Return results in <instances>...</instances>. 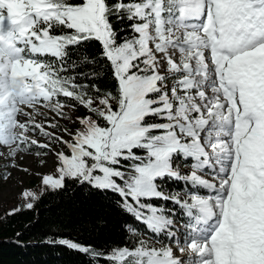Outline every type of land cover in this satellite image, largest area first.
Segmentation results:
<instances>
[{"label":"trees","instance_id":"16d2710c","mask_svg":"<svg viewBox=\"0 0 264 264\" xmlns=\"http://www.w3.org/2000/svg\"><path fill=\"white\" fill-rule=\"evenodd\" d=\"M101 1L112 46L129 60L121 74L122 61L116 64L109 58L93 28L86 22L63 23L67 13L77 17L85 12L86 0H42L40 12L29 0H22L27 33H16L12 42L19 61L35 67L34 77L27 80L40 93L31 96L68 107L86 119L81 141H75V149L64 151L63 157L79 163L75 170L86 167L90 176L101 175L104 168L113 171L115 187H96L82 175L67 174L60 187L46 188L31 207L25 206L24 197L13 201L19 204L14 212L10 204L1 205L0 264H161L155 261L161 249H142V238L161 248L171 244L174 225L190 228L198 214V206L179 200L180 195L207 194L192 182L190 173L184 179L165 171L152 178L144 174L149 169L192 164L190 156L173 153L170 147L180 135L188 136L194 114L181 113L176 121L173 107L167 106L176 103L172 92H145L156 75L154 55H144L146 31L176 20L181 0ZM186 77L166 82L167 76L162 83L168 86ZM133 82L134 90L127 93L125 85ZM128 128L135 131L127 138L131 146L117 147L119 135ZM182 141L187 144L186 138ZM194 157L200 158L197 153ZM31 184L33 193L45 182ZM150 189L168 195H153ZM255 252L264 262V247Z\"/></svg>","mask_w":264,"mask_h":264},{"label":"rangeland","instance_id":"374dc122","mask_svg":"<svg viewBox=\"0 0 264 264\" xmlns=\"http://www.w3.org/2000/svg\"><path fill=\"white\" fill-rule=\"evenodd\" d=\"M29 1L35 6L37 12L44 10L42 0ZM232 1L233 3L252 4L250 0ZM86 2L87 10L85 12L77 17H74L72 13H67L63 23L80 26L86 22L90 28H93L95 35L104 43L109 58L116 64L119 60L122 61L123 64L118 66V72L121 74V71L128 65L129 60L119 49L112 46L109 29L103 19L104 7L102 1L86 0ZM212 2L214 3L210 4L209 11L205 16L206 22L209 13L210 15L215 13V7L220 1L216 3L212 0ZM185 3L186 0H182L183 7ZM183 7L178 20L163 22L158 27H150L146 31L148 38L145 47L147 50L146 55H154L153 64L156 69V78L150 83L148 82L145 92L148 90L172 92L176 103L168 102L167 106L173 107L172 112L176 116V121H178V115L181 113L194 114L195 123L186 134L188 136L182 134L178 137V141L186 138L187 144L196 145L197 153L205 154L204 142L209 143L210 139L216 138L215 144H209L211 147H208L209 157L207 159L202 161L199 158L188 168L177 164L169 167L170 173H177L176 177L180 175L182 179L186 177V173H190L188 176L193 178L192 182L208 190L210 196L203 198L198 195H180L179 200L192 201L198 206L197 211L200 218L190 228L180 224L174 225L172 243L164 248H161L159 244L147 237L142 238V249L147 251L161 249L162 254L158 255L155 260L161 264H215L218 253L227 258L226 264H264L255 252V250L264 247V190L259 189L264 183V172L255 180H253L254 178L251 179L245 188L246 193L238 197L236 196L235 182L230 181L229 170L219 178L216 175L210 176L202 171L210 167L216 170L217 176L219 172L225 171L224 168L227 165L220 164L215 158L218 155L222 157L227 155L228 151H234V147H227L226 139L228 137L224 140V138L217 136L219 135L217 129H211L210 123H214L221 131V119L233 115V112L231 108L214 110L212 113L216 112L219 116L218 121H216L210 118L212 116L211 111L203 110L201 106H197L200 99L217 90L214 85H206L205 77L200 80L198 86L192 84L194 80L191 76L196 77V75H193L195 67L191 68L190 66L196 64L201 66L203 64L206 57L203 52H199L205 48L207 38L205 36L204 39L201 36L200 30L190 31L194 28V24L184 21ZM23 11L22 0H0V206L10 204L11 212L19 209V204L14 203V200L24 197L25 206L31 207L35 198L46 188L60 187L67 174L71 176L82 175L85 180L88 179L91 184L101 188H113L116 183L114 172L107 168L102 170L101 175L94 174L90 176L86 167L75 170L74 166L79 163L63 157L64 151L75 149V141H81L79 136L83 127L81 124L86 122V119L81 115H77L68 107H57L52 103L38 102L31 96L34 92L40 93L30 88L27 80L35 74V67L29 61L21 62L19 59L17 60L16 50L12 44L17 35L16 33L22 35L27 33L28 20ZM43 48H49V46H43ZM195 54L198 57L195 58ZM262 61H264V57ZM189 72L192 73L189 75ZM261 73L264 75V70ZM167 76L168 78H166ZM183 76H187L183 81L163 86V79L166 78L165 81L167 82ZM222 78L223 75L220 76V81ZM135 84V82L126 84V92L131 93ZM202 89H204V92ZM200 93L202 96H200ZM214 102L216 104L221 103L218 97ZM133 117L134 114H130L128 120H132ZM209 120L211 121L204 133L206 123ZM89 126L86 125L85 127ZM133 132L135 131L130 128L124 130L117 139L119 144L117 147H130L132 143L127 138ZM203 136L207 137L204 141ZM241 141L239 140V142ZM88 143L93 145V141ZM217 146L220 147V150L222 148L221 153L216 151ZM173 147L176 150L184 151L190 156L195 154L194 150L180 149L176 145H173ZM114 151L111 153L112 157L116 155L117 150L114 149ZM209 159L212 162H209ZM206 164L208 167H206ZM233 167L234 164L229 169H233ZM159 171H167V169H149L145 170L144 174L152 178L157 176ZM33 180L37 183L45 182L39 192H31V181ZM229 182L230 190H227L225 186ZM220 191H222V198L219 195ZM148 193L155 194L156 192L150 189ZM238 199L243 202L251 200L234 214L237 204H235V201ZM213 201L217 203L211 204ZM227 209L229 212L226 215ZM208 210H210L213 218L219 217L222 224L219 225L217 220L211 218L212 215L209 219H213L214 222L208 223V217H206L210 214ZM223 221H226V243L224 246L221 245L220 248L216 246L211 249L207 245V239H204L210 231L216 232L220 237L223 233ZM210 235L212 237L214 234L211 233ZM256 242L259 246L251 250L250 247H253ZM193 245H197L199 249H194Z\"/></svg>","mask_w":264,"mask_h":264},{"label":"bare ground","instance_id":"6f19581e","mask_svg":"<svg viewBox=\"0 0 264 264\" xmlns=\"http://www.w3.org/2000/svg\"><path fill=\"white\" fill-rule=\"evenodd\" d=\"M219 1L220 2L215 7V13L211 14L213 16L212 24L208 28L200 27L202 24V15L204 14V12H202L201 10H208L210 8V4L211 3L213 4L212 0H186V3L183 8L184 11L186 12L185 21H191L195 23L194 28H192L190 31L194 32L200 30L201 36H203L204 39L206 33L209 32L211 33L210 34L211 36H216V39L218 41L217 45L225 46L228 42L230 43L232 42V39L234 38L233 34L234 32H236L235 30L237 29V31H239V29L235 27L237 25V23L235 22L237 20H242L243 17H249L251 10L248 7L245 8L244 5L240 7L238 10L233 9L232 0H219ZM193 4L198 5V7L192 9ZM254 9L257 10L258 13H264V10L263 9L261 10V7L259 5H256ZM255 19H256V14L253 16L252 20L256 21ZM221 31H224L225 35L223 36L218 35V33H220ZM242 36L245 37V35ZM259 42L261 44H264V35L259 38ZM210 45H212V43L206 44L205 48L201 50V52H199V53L203 52L206 57L203 64L201 66L200 64L190 66L191 68L195 67L193 75H196V77L191 76L194 80L192 84L198 86L200 80L205 77L206 79L205 83L207 86L214 85L216 87L217 91L208 93L207 96L200 99L199 102L197 103V106H201L203 110L211 111L212 116H210V118L212 120L218 121L219 119V116L216 112L212 113L214 110L217 111V109H224V108L232 109L233 115L231 116L228 115L221 119L220 122L221 123L220 126H222L221 131L218 127H216L214 123L213 124L210 123L211 120H209L206 123V130L204 131V133L207 131L208 123H210L211 129H217V134L219 133V135L217 136L224 138V140L226 137H228V139H226L227 147L229 146L231 148L234 147L233 148L234 151H228V153L226 151L227 155L223 157L218 155L215 158V160H217L220 164H223L224 166L227 165L225 171L222 173L219 172L218 176L217 173H215L216 170L208 167L207 164L206 167L208 168L203 169L202 171L204 173L209 174L210 176L216 175V177L219 178L220 176L225 175L224 173L228 172L229 170V178L230 181L233 180L235 182V187L237 188V193H236L237 196L238 194L245 192V188H246L245 183L248 180L251 181V179L253 178H254L253 180H255L257 176H260L264 172V112H261L259 116H255L253 114L251 115L246 114L244 117H242L244 100H242L243 88L241 85V81L250 85V88H244V90H248L249 92L248 95L251 97L252 103H254L255 107L258 108L264 107V75H262L261 73L264 70V61H262L264 54V47L252 51L249 54H247L243 50L245 49L244 46L236 47L229 52H225L221 58L217 59ZM196 54H195V58L198 57V55ZM191 73L192 72H189V75ZM233 73H237L238 75H241V79H239L238 76H235L234 79L232 80L227 78V76H230ZM221 75H223V78L220 81ZM202 90L204 92V89ZM200 96H202L201 93ZM217 97L221 101L220 104H216V102H214V100L216 101ZM233 101L235 102L236 105L233 104ZM240 119L241 121L238 122V120ZM255 119H259L258 131H255L253 128ZM222 121L227 123H223ZM206 138H207L206 136H203V141ZM239 140L242 141L239 142ZM207 143L208 142L206 143L204 142V144L202 143L203 147H205L206 149V154H207V157H205L204 159H207L209 157L208 147L211 144L216 143V138L210 139L209 143L208 144ZM216 151L221 153L222 148L220 150V147L217 146ZM235 154H236V158H235ZM246 156L249 157L250 159V161L247 164H245ZM232 164H234L233 169H229V167L232 166ZM242 164L244 165V168L242 167ZM225 188L227 190H230V182L226 184ZM221 194L222 191H220L219 194L220 198H222ZM212 203L215 204L217 202L213 201ZM242 203L243 202L240 199L235 201L236 204L235 214L237 213V210L239 211V209L241 208ZM208 212L210 213V211ZM205 213H207V211H205ZM210 215L212 214L210 213L209 216H206L208 217V223L214 222L213 219H215L218 221L219 225L222 224V222H220V219L217 217L213 218V215L211 217L213 219H209ZM225 222L226 221H223L224 224L222 225V232L227 230ZM210 232L208 233V235L210 234ZM212 233L214 234L212 237L211 235L210 236L207 235V237L204 240L207 239V243H208L207 245L209 248L212 249L215 248L216 246L220 248L221 245L223 244L221 243V241L218 240L222 236V240H224L225 242L227 239V235H224L222 233V235L218 237L216 232H212ZM193 248L199 249L197 245H193ZM221 262L227 263L226 258L223 257V255L221 256L220 253H218L215 259V264H221Z\"/></svg>","mask_w":264,"mask_h":264}]
</instances>
